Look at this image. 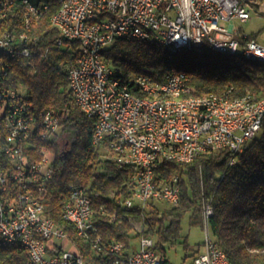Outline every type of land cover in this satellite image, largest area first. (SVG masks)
Here are the masks:
<instances>
[{
  "label": "built area",
  "instance_id": "obj_1",
  "mask_svg": "<svg viewBox=\"0 0 264 264\" xmlns=\"http://www.w3.org/2000/svg\"><path fill=\"white\" fill-rule=\"evenodd\" d=\"M15 1L0 0V29H5L0 46H8L14 53V60L0 59V150L10 160L1 168L5 172L7 219H0V236L25 249L28 264H93L84 259L75 242L65 243L61 227L45 213L38 196L53 173L47 143L58 132L61 120L54 108L36 112L25 88L8 80L12 64L32 56L36 41L20 40L19 30L26 25L19 30L4 27L9 15L12 22L17 17ZM263 1L69 0L65 15L53 25L59 31L55 45L62 48L68 44L77 53L68 65V75L76 103L89 115L98 111L92 146L104 142L107 157L135 167L136 190L133 197L122 201L124 205L145 208L150 201L178 204V177L169 183L157 182L159 165L165 160L190 162L207 150L241 152L261 128L264 96L261 105H252L255 93L237 99L234 105L203 99L198 103L173 102L166 98V91L192 92L187 74L171 77L170 72L158 81L147 80L143 71L120 74V67L105 60L104 50L120 34H130L133 38L158 37L169 45L209 47V43H217L264 56V44L248 34L241 35L235 22L248 21ZM28 4L37 14L48 7V2ZM119 19H127L128 28H121ZM131 19H139V26H131ZM73 42L77 49L71 46ZM117 86H124V93H117ZM146 93L156 94V101L146 100ZM69 189L63 216L73 224L78 237L97 251L107 250L113 264H165L152 238L141 237L133 250L125 249L122 241L104 242L94 224L86 189L75 185ZM209 211L210 204H205L206 240L190 264H225L219 248L211 242ZM92 234H100V242H92Z\"/></svg>",
  "mask_w": 264,
  "mask_h": 264
},
{
  "label": "trees",
  "instance_id": "obj_2",
  "mask_svg": "<svg viewBox=\"0 0 264 264\" xmlns=\"http://www.w3.org/2000/svg\"><path fill=\"white\" fill-rule=\"evenodd\" d=\"M47 2L43 15L29 30L36 38L32 56L15 60L8 77L11 85L25 88L36 112L54 108L61 120L58 132L47 143L53 173L38 195L45 213L65 229L85 260L113 264L107 250L97 251L78 237L73 224L63 216L70 185L84 187L92 201L94 224L104 242L122 241L125 249L133 250L138 239L149 237L165 264H170L166 247L182 237L184 217H189L190 224L203 225V207L210 204L211 232L231 263L264 264V119L241 152L207 150L190 162L163 161L156 169V181L169 183L178 177V204L150 201L145 208L124 205L122 201L133 197L136 190L135 167L120 165L107 157L104 142L92 146L96 118L76 103L68 75V65L77 53L68 44L62 48L55 45L59 31L51 17L59 0ZM260 6L256 5L255 10L260 11ZM15 11V20L12 22L9 15L4 22L9 30L23 29L21 0H16ZM71 46L77 49L75 42ZM103 57L123 70L143 71L158 80L170 72H184L195 95L222 94L231 89L232 96L249 92L264 96V62L239 53L209 48L203 53L184 49L172 52L152 38L119 37L104 50ZM33 155L37 157V151ZM9 161L0 150V168ZM183 243L189 247L188 236ZM200 251H195L192 260ZM0 264H28V253L17 244L3 246Z\"/></svg>",
  "mask_w": 264,
  "mask_h": 264
},
{
  "label": "bare ground",
  "instance_id": "obj_3",
  "mask_svg": "<svg viewBox=\"0 0 264 264\" xmlns=\"http://www.w3.org/2000/svg\"><path fill=\"white\" fill-rule=\"evenodd\" d=\"M28 2H47V0H21L22 6H23V14H22V20L23 25H26V29L19 30V38L20 40H36V38L32 37L30 35V29L35 21L40 19V17L43 15L45 9L47 7H42L41 12L39 14L36 13V11H31ZM16 4V1H15ZM69 8V0H62L59 2V7L57 11L52 15L51 22L54 25L58 19H60L61 15H65L66 11ZM119 26L121 28H128V20L127 19H119ZM131 26H139V19H131ZM5 36V29H0V44ZM120 37H130V34H120ZM140 39H148L152 38L156 40L158 43L163 45L168 50H188V51H194L197 53H203L205 50L213 49L218 52L228 53V54H241L245 58L250 60H256L264 62V56L260 54L250 53L246 52L245 49H233V48H227V46L220 45L217 43H209V47H205L204 45H198V44H179V45H169L167 42H163L161 38L158 37H150V36H139ZM0 59L4 60H14V53L8 46H0ZM184 72H171V77H178V74H181ZM120 74H128V70H123L120 67ZM186 74V73H185ZM146 79L149 81H158L155 77H153L151 74L146 73ZM117 93H124V86H117ZM254 92H249L243 96H232L229 95V93H208V94H201V95H195L192 92L188 91H166V98L173 102H180V103H198L203 99V102H219L226 104V105H234L237 104V99H241L243 97H248ZM146 100L148 101H156V94L154 93H146ZM263 101V96H260L258 94H254L252 98V105H261ZM91 116H94L96 118V121H98V111H91ZM93 136V132H92ZM253 139V138H252ZM251 139V140H252ZM249 140V141H251ZM2 181H5V172L1 171L0 168V219H7V210L5 208V193H4V184ZM213 214V207L210 205V211L207 216V225L209 230V218ZM61 234H63V238L65 243H72L71 238H69L67 232L63 227H61ZM92 242H100V234H92ZM211 242L213 243L215 248H219L220 253L223 256V261L225 264H232L230 259L228 258L226 252L220 247L219 243L215 239L214 235L211 232ZM12 242H9V237H2L0 236V248L6 245H11Z\"/></svg>",
  "mask_w": 264,
  "mask_h": 264
},
{
  "label": "rangeland",
  "instance_id": "obj_4",
  "mask_svg": "<svg viewBox=\"0 0 264 264\" xmlns=\"http://www.w3.org/2000/svg\"><path fill=\"white\" fill-rule=\"evenodd\" d=\"M237 27L241 30V35H256L258 40L264 44V12H252V17L246 21H235ZM167 202H161V205H167ZM204 224V222H203ZM182 237L173 245H167V255L170 264H190L192 255L197 249L203 250L206 240V230L204 225L190 224L189 217L186 215L182 221ZM188 236L189 247L186 248L183 240ZM138 240L136 241V245ZM188 255L186 259L185 256Z\"/></svg>",
  "mask_w": 264,
  "mask_h": 264
},
{
  "label": "crops",
  "instance_id": "obj_5",
  "mask_svg": "<svg viewBox=\"0 0 264 264\" xmlns=\"http://www.w3.org/2000/svg\"><path fill=\"white\" fill-rule=\"evenodd\" d=\"M260 5H261V6H260V11H263V12H264V2H262ZM256 11H257V10H256ZM258 12H259V11H258ZM240 34H241V30H240ZM254 38H255L257 41H259L256 35H254ZM259 42H260V41H259ZM260 43H261V42H260Z\"/></svg>",
  "mask_w": 264,
  "mask_h": 264
},
{
  "label": "water",
  "instance_id": "obj_6",
  "mask_svg": "<svg viewBox=\"0 0 264 264\" xmlns=\"http://www.w3.org/2000/svg\"><path fill=\"white\" fill-rule=\"evenodd\" d=\"M172 52H177V51H180L179 49H174V50H170Z\"/></svg>",
  "mask_w": 264,
  "mask_h": 264
}]
</instances>
